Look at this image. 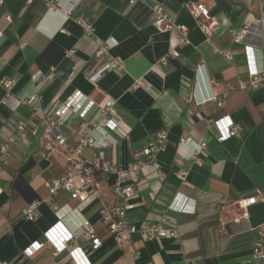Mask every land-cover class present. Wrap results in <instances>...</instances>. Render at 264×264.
<instances>
[{
    "label": "crops",
    "instance_id": "1",
    "mask_svg": "<svg viewBox=\"0 0 264 264\" xmlns=\"http://www.w3.org/2000/svg\"><path fill=\"white\" fill-rule=\"evenodd\" d=\"M2 1L0 81L13 79L16 85L7 94L0 83V148L8 149L0 168V262L73 264L68 252L54 256L49 246L32 258H24L22 252L33 242H44V232L57 220L54 204L78 205L66 191L50 194L48 184L66 175V161L59 153L43 157L44 124L34 117L33 106L44 115H54L81 92L97 108L115 102L112 116L119 120L120 129L114 135L117 143L105 150L111 165L126 168L155 159L165 173L160 181L141 172L127 220L149 227L159 224L167 213L166 227L177 234V239L153 240L135 234L130 250L124 251L101 223V206L95 204L85 216L103 246L96 251L86 240L77 241L92 264H259L251 252L256 240L253 229L264 223V204L250 207L249 219L228 222L223 231L219 208L264 192V88L239 89L252 67L264 71L260 23L264 0H141L135 4L129 0H53L57 10L49 9L50 0ZM190 2H205L218 21L210 39L190 16ZM155 3L189 29L191 44L179 47L181 56L169 57L166 65L161 60L177 45L176 35L156 30ZM79 19L93 25L94 37L85 34ZM243 26L249 30L245 44L234 43L232 30ZM107 39L117 43L111 53L124 58L126 68L108 71L92 82L91 76L104 62L95 54ZM245 46L252 48L251 54ZM222 51H230L233 60L228 61ZM38 73L41 77L34 79ZM194 90L196 100L191 101ZM212 93L227 95L226 104L201 103L203 95ZM96 110L84 120L68 116L71 143L76 142L78 130L95 119ZM227 115L240 127V135L220 143L214 122ZM21 125L26 128L24 135L19 134ZM165 128L170 131L163 150L139 160L137 154ZM184 134L207 142L200 155L202 166L177 154ZM11 138L16 139L11 142ZM94 153L87 148L83 156L91 158ZM181 170L189 173L191 186L177 178ZM99 177L105 202H119L111 192L116 177ZM177 193L195 202L194 214L166 212ZM33 202L40 203L39 217L30 222L23 210Z\"/></svg>",
    "mask_w": 264,
    "mask_h": 264
},
{
    "label": "built area",
    "instance_id": "2",
    "mask_svg": "<svg viewBox=\"0 0 264 264\" xmlns=\"http://www.w3.org/2000/svg\"><path fill=\"white\" fill-rule=\"evenodd\" d=\"M28 1L31 2L32 0ZM138 1L141 0H129L130 4H135ZM2 2L0 0V5ZM49 9H56L53 0L49 1ZM152 10L157 16L154 24L156 30L162 34L173 33L176 35L177 45L170 49L168 55L161 60V63L166 65L169 57L178 59L181 56L178 50L179 47L191 44L189 29L185 25L178 24L176 19L170 16L161 4H153ZM188 11L201 32L207 39H210L217 30L219 23L212 16L209 6L205 2H190L188 3ZM8 20L10 22L11 18L8 17ZM77 22L84 29L86 35L90 37L95 36V29L91 23L84 19H79ZM260 23L264 31V15L260 18ZM248 34L249 30L247 26L233 29L232 36L234 43L245 44ZM116 47L117 43L112 39H107L100 44L95 57L102 59L104 62L101 68L91 76L90 80L92 82H97L108 71L122 72L125 70V59L121 56H114L111 53ZM245 47L247 54H251L252 48L250 46ZM221 53L228 61L233 60V55L230 51H222ZM39 77H41L40 73L35 74L34 79H38ZM49 78H51V75ZM0 83L5 88L7 94L16 85L15 80L8 78L2 79ZM141 84V80L136 81V86H140ZM257 88H264V71L252 67L248 79L240 82L239 89ZM200 99L201 103H213L216 107H223L226 104L227 95L218 97L212 93L208 96L203 95ZM189 100H196L195 90L189 95ZM114 106L115 102L111 100L105 107L97 108L95 102L81 92H77L65 104L57 108L54 115H44L40 107L33 106L34 117L40 118L44 124L42 134L43 157L48 158L53 153H59L66 161V175L59 179H53L48 184L50 194L53 197L60 191H66L72 199L78 201V205L72 207L68 204H54L53 211L57 218L56 222L44 232V242H33L23 250L24 258H32L45 246H49L53 250L54 256L68 252V256L73 264H92L77 241L79 238L86 240L96 251L103 246V242L97 235L93 224L85 216V211L95 204L101 206V223L113 236L117 246L124 251L130 250L132 246L131 237L135 234H143L148 240L166 237L177 239L175 230L166 227L168 223L167 213L163 214L159 224L149 227L131 224L126 217L127 211L134 207L130 201L133 198L142 171L158 178L160 181H164L165 173L162 166L155 159L142 161L140 157L157 155L162 151L170 130L169 128H165L158 132L147 146L137 154L140 160L137 163L131 164L126 168L113 166L106 159L105 150L110 145L117 143L114 135L120 129L119 120L117 117L112 116ZM95 110V119L82 126L78 130L76 142L71 143L67 131L69 126L68 116L73 114L84 120L88 119ZM214 125L219 135L217 141L220 143L234 137H239L240 135V127L228 115L216 120ZM18 129L19 134H25V126L21 125ZM15 139L11 138V142L15 141ZM87 148L95 150L91 158L83 156ZM206 149V141H197L185 134L177 144V154L186 160L193 161L199 166L203 165L200 155ZM7 151V146L0 148V168L4 164ZM100 175H114L116 177L111 192L119 202L113 204L105 202L103 180L99 177ZM176 176L182 184L191 186L188 181L189 173L187 171H178ZM258 203L264 204V192H259L258 196L242 198L229 205H221L219 208L221 230L226 229L228 222L239 223L241 220L249 219V208ZM39 204L38 202L29 204L23 210V217L30 222H35L39 217ZM167 211L194 214L195 202L177 193L175 200L166 207ZM253 231L256 233V240L251 257L259 264H264V223L254 228ZM0 264L12 263L0 262ZM54 264L64 263L59 261ZM185 264H196V262Z\"/></svg>",
    "mask_w": 264,
    "mask_h": 264
}]
</instances>
